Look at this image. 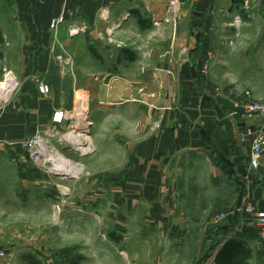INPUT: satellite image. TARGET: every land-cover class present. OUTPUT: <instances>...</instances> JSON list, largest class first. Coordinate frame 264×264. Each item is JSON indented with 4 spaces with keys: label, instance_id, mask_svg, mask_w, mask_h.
<instances>
[{
    "label": "crops",
    "instance_id": "1",
    "mask_svg": "<svg viewBox=\"0 0 264 264\" xmlns=\"http://www.w3.org/2000/svg\"><path fill=\"white\" fill-rule=\"evenodd\" d=\"M242 1L179 0L176 24L155 28L153 20L170 14L168 0H0L1 59L21 83L20 96L0 107V177L10 170L19 183L52 182L18 144L47 127L56 109H73L68 91L85 90L97 153L81 161L92 169L110 163L111 171L126 165L130 200L148 206L145 250H163L151 264H188L189 250L201 264H218L230 241L251 251L247 264H264L257 222L239 212L247 199L264 212V154L252 171V138L241 141L261 120L244 122L235 109L264 99V0L251 15ZM59 17L64 23L52 30ZM73 28L85 31L69 38ZM110 35L133 55L109 46ZM61 44L75 60L73 75L56 61ZM39 80L52 86L49 98ZM191 185L193 195L208 189L210 206L198 214L183 205L181 187ZM200 214L197 230L192 220ZM36 247L0 245L15 255L0 256V264H50Z\"/></svg>",
    "mask_w": 264,
    "mask_h": 264
},
{
    "label": "rangeland",
    "instance_id": "2",
    "mask_svg": "<svg viewBox=\"0 0 264 264\" xmlns=\"http://www.w3.org/2000/svg\"><path fill=\"white\" fill-rule=\"evenodd\" d=\"M154 22L155 20H153L155 27ZM173 24L171 22L165 25ZM80 32L81 28L76 34ZM73 36L69 34V38ZM109 38L106 39L109 46L117 49L127 48L123 42H115L112 36L110 38L112 41H109ZM99 39L103 41L100 36ZM60 48L61 54L72 59L74 67L71 73L74 74L75 60L65 50L64 45L61 44ZM81 51L79 46V54ZM11 85L13 87L10 88ZM0 86H4L0 88V107L11 104L20 96V77L9 70L2 59H0ZM50 87L52 90V86ZM82 92L86 91L77 90L73 91V94L68 91L65 94L66 99L73 97V109L80 102ZM263 101L264 99L260 102ZM90 109L89 102L88 117L91 116ZM90 121L89 131L85 137L77 139L74 150H64L67 159L73 162L70 163L71 167L77 170V174H70L72 178L47 175L52 181L49 185H33L19 183L13 178L10 170L2 172L0 245L9 249L17 243L37 246L35 253L45 261L51 260L50 264H70L72 260H80V258L85 259V264H115L116 262L118 264V261L121 264H130V262L131 264H151L152 260L161 256L163 250H145V245L148 243L147 241L145 243L144 229L151 225L146 214L148 206L130 200L134 192L128 185L126 165L111 171L108 170L112 168L110 163L97 162L96 165L92 163V166L95 165L92 169L87 168V161H81L82 158L93 159L97 153L91 118ZM107 143L105 145L109 146ZM113 182L119 186L113 187L111 185ZM195 190L196 193L193 195L194 188L191 185L190 189L185 187L183 193L181 187V193L186 196L184 207L198 214L208 209L210 202L207 203V188L203 192L201 188ZM198 217L192 220V227L197 230L204 226L205 221L201 214ZM194 244L195 241L190 247ZM2 252L13 254V251H1L0 256ZM184 254V260H187L188 264H201L204 259L200 257L195 261L193 250Z\"/></svg>",
    "mask_w": 264,
    "mask_h": 264
},
{
    "label": "built area",
    "instance_id": "3",
    "mask_svg": "<svg viewBox=\"0 0 264 264\" xmlns=\"http://www.w3.org/2000/svg\"><path fill=\"white\" fill-rule=\"evenodd\" d=\"M242 2L245 11L251 15L259 0H243ZM168 5L170 7V16L162 20H155V27L159 28L171 22L176 24L179 13V0H169ZM63 23V17L54 19L51 25L52 30H58ZM241 24L242 22L238 18L235 25L239 27ZM79 31L80 28H73L69 31V34L73 36ZM81 31H85V28H81ZM109 37L111 38V35ZM100 38L103 40L104 36L100 34ZM110 38L109 41H112ZM56 61L59 63L63 75L73 74L71 72L74 66L71 58L58 54L56 55ZM37 83L38 91L42 98H49L52 94L50 85L43 80H39ZM80 98L77 107L72 110L56 109L51 123L47 127L18 144L29 162L47 175L57 176L62 172L66 173L65 170L61 169V163L70 165L73 162L67 159L64 150H74L73 147H75L77 139L82 136L85 137L91 127L90 117H88L90 114V112L88 114L90 95L82 92ZM235 109L244 122L261 120L259 127H248L241 133V141L244 143L249 138H252L249 164L252 171H258L261 169V159L264 154V101L253 102L250 99H246L235 104ZM239 212L254 217L260 229V239L264 247V212H258L248 199ZM1 257L14 259V254L2 252Z\"/></svg>",
    "mask_w": 264,
    "mask_h": 264
},
{
    "label": "trees",
    "instance_id": "4",
    "mask_svg": "<svg viewBox=\"0 0 264 264\" xmlns=\"http://www.w3.org/2000/svg\"><path fill=\"white\" fill-rule=\"evenodd\" d=\"M5 43L2 39V35L0 32V46H4ZM90 52L94 57H99L95 48H89ZM121 51L125 55L132 56L133 54L126 49H122ZM2 58V53H0V59ZM227 254H229V258H227ZM251 257V251L245 248V245L241 242L230 241L223 246L221 251L218 253L217 262L218 264H247L246 260Z\"/></svg>",
    "mask_w": 264,
    "mask_h": 264
},
{
    "label": "bare ground",
    "instance_id": "5",
    "mask_svg": "<svg viewBox=\"0 0 264 264\" xmlns=\"http://www.w3.org/2000/svg\"><path fill=\"white\" fill-rule=\"evenodd\" d=\"M9 80V79H8ZM11 80V79H10ZM13 81V80H11ZM12 84V83H11ZM4 86H0V88H2ZM13 87V85L10 86V88ZM87 140V139H86ZM81 145V144H80ZM61 169L65 170L66 173L68 174H77V170H75L74 168L70 167V165H68L67 163H61Z\"/></svg>",
    "mask_w": 264,
    "mask_h": 264
},
{
    "label": "water",
    "instance_id": "6",
    "mask_svg": "<svg viewBox=\"0 0 264 264\" xmlns=\"http://www.w3.org/2000/svg\"><path fill=\"white\" fill-rule=\"evenodd\" d=\"M59 176H64V177L72 178V175H70L68 173H61Z\"/></svg>",
    "mask_w": 264,
    "mask_h": 264
}]
</instances>
